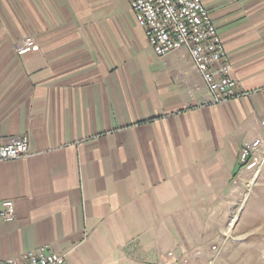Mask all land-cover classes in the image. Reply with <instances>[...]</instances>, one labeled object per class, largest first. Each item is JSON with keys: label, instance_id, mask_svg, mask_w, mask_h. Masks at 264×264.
Masks as SVG:
<instances>
[{"label": "crops", "instance_id": "1", "mask_svg": "<svg viewBox=\"0 0 264 264\" xmlns=\"http://www.w3.org/2000/svg\"><path fill=\"white\" fill-rule=\"evenodd\" d=\"M203 1L249 96L212 102L189 52L157 55L129 0H0V147L27 134L33 151L0 161V211L16 207L0 264L34 249L170 264L224 227L243 144L264 130V0ZM28 36L39 50L18 55Z\"/></svg>", "mask_w": 264, "mask_h": 264}, {"label": "built area", "instance_id": "2", "mask_svg": "<svg viewBox=\"0 0 264 264\" xmlns=\"http://www.w3.org/2000/svg\"><path fill=\"white\" fill-rule=\"evenodd\" d=\"M138 25L145 31L150 44L159 56L186 49L197 71L208 85L214 103L247 95L233 75L230 57L224 40L212 19L210 8L203 0H129ZM40 45L28 37L18 47V53L38 51ZM264 128V120L261 122ZM31 141L27 134L14 138L0 147V161L27 157L31 154ZM242 170L258 173L264 165V130L254 140L245 141L240 152ZM15 203H2L0 217L15 219ZM4 264H71L66 255L34 249L21 257H13Z\"/></svg>", "mask_w": 264, "mask_h": 264}, {"label": "rangeland", "instance_id": "3", "mask_svg": "<svg viewBox=\"0 0 264 264\" xmlns=\"http://www.w3.org/2000/svg\"><path fill=\"white\" fill-rule=\"evenodd\" d=\"M20 45L16 48L18 55ZM32 154L31 150L29 156ZM235 182L239 190L232 204H228L230 210L218 212V223L224 227L216 229L215 237L207 238L201 234L198 242L175 247L168 254L169 260L175 259L170 264H264V165L259 174L241 168ZM236 216L233 233L227 234Z\"/></svg>", "mask_w": 264, "mask_h": 264}, {"label": "bare ground", "instance_id": "4", "mask_svg": "<svg viewBox=\"0 0 264 264\" xmlns=\"http://www.w3.org/2000/svg\"><path fill=\"white\" fill-rule=\"evenodd\" d=\"M30 52V51H29Z\"/></svg>", "mask_w": 264, "mask_h": 264}]
</instances>
